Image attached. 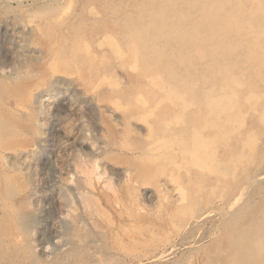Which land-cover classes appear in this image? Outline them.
Here are the masks:
<instances>
[{
    "label": "rangeland",
    "instance_id": "1",
    "mask_svg": "<svg viewBox=\"0 0 264 264\" xmlns=\"http://www.w3.org/2000/svg\"><path fill=\"white\" fill-rule=\"evenodd\" d=\"M210 1L0 0V264H264V0Z\"/></svg>",
    "mask_w": 264,
    "mask_h": 264
},
{
    "label": "bare ground",
    "instance_id": "2",
    "mask_svg": "<svg viewBox=\"0 0 264 264\" xmlns=\"http://www.w3.org/2000/svg\"><path fill=\"white\" fill-rule=\"evenodd\" d=\"M210 1V0H209ZM254 1V0H253ZM252 1V2H253ZM211 2V1H210ZM209 2V3H210ZM214 3V5L217 3H215V2H211L210 4H213ZM228 3V2H227ZM251 3V2H250ZM249 3V4H250ZM209 4V5H210ZM244 4V3H243ZM263 4V3H262ZM219 5V4H218ZM264 5V4H263ZM213 6V5H212ZM245 6V5H244ZM255 6V5H254ZM206 7H208V6H206ZM211 7V6H210ZM219 7V6H218ZM230 8V7H229ZM199 9V8H198ZM208 9V8H207ZM212 9V8H211ZM220 9V8H219ZM227 9V8H226ZM241 9V8H240ZM247 9V8H246ZM182 10V9H181ZM209 10H210V8H209ZM222 10V9H221ZM252 10V9H251ZM65 11V10H64ZM207 11V10H206ZM211 11V10H210ZM229 11V10H228ZM232 11V10H231ZM244 11H246V10H244ZM248 11V10H247ZM252 11H254V10H252ZM256 11V10H255ZM259 11H262V10H259ZM183 12H185V10L183 11ZM182 12V13H183ZM203 12V11H202ZM214 12V11H213ZM216 12V11H215ZM227 12V11H226ZM263 12V11H262ZM176 13V12H175ZM178 14H179V12H177ZM207 13H209V12H207ZM217 13V12H216ZM221 13V12H220ZM224 13H225V10H224ZM228 13H230V12H228ZM234 13V12H233ZM56 14V13H55ZM235 15H236V12L234 13ZM239 14V13H238ZM208 15V14H207ZM232 15V14H231ZM242 15V14H241ZM240 15V16H241ZM209 16V15H208ZM237 16V15H236ZM228 17V16H227ZM229 17H231V16H229ZM242 17H244V15L242 16ZM246 17V16H245ZM232 18H233V16H232ZM247 18V17H246ZM235 19H237V18H235ZM234 19V20H235ZM244 19V18H243ZM231 20V19H230ZM241 20V19H240ZM229 21V20H228ZM238 20H236V22H237ZM229 22H232V21H229ZM33 23V22H32ZM239 23V22H238ZM243 23V22H242ZM241 23V24H242ZM252 23H253V21H252ZM227 24V23H226ZM232 25H233V23H231ZM47 25V24H46ZM242 25H244V23L242 24ZM262 25H264V24H262ZM228 27V26H227ZM235 27H237V26H235ZM245 27H247L246 25H245ZM250 27V26H249ZM229 28V27H228ZM234 28V27H233ZM241 28V27H240ZM244 28V27H243ZM264 28V27H263ZM262 29V28H261ZM40 30V29H39ZM244 30V29H243ZM250 31V30H249ZM252 31H253V29H252ZM258 31V30H257ZM262 32V31H261ZM136 33V32H135ZM21 34V33H20ZM263 34H264V29H263ZM23 35V34H22ZM114 35V34H113ZM129 36H130V34H128ZM173 36L171 37V40L170 41H172V42H175V41H177V36L175 35V33L174 34H172ZM115 36V35H114ZM135 37H136V35H135ZM130 38H131V36H130ZM129 38V39H130ZM132 38H134L133 36H132ZM128 39V38H127ZM258 39V38H257ZM127 42V41H126ZM133 42H134V40H133ZM214 43H216V42H214ZM116 44V43H115ZM133 44V43H132ZM135 45V43L133 44V46ZM73 46V45H72ZM132 46V47H133ZM136 46H138V45H136ZM196 46V45H195ZM260 47V46H259ZM116 48V47H115ZM120 48V47H119ZM119 48H117V49H119ZM23 49V48H22ZM134 50H135V48H133ZM264 50V49H263ZM120 51V50H119ZM191 51V50H190ZM190 53V52H189ZM188 53V54H189ZM195 53V52H194ZM192 54H193V52H192ZM140 55V54H139ZM121 56V55H120ZM133 56H134V54H133ZM193 57V56H192ZM138 58V57H137ZM134 59V57L132 58V60ZM24 62H25V60H24ZM138 62V61H137ZM137 65V64H136ZM134 67H136V66H134ZM23 68V67H22ZM2 69V68H1ZM26 70V69H25ZM118 70V69H117ZM5 73L7 76H10L11 74L9 73V72H7V71H5V70H2V73ZM23 72V71H22ZM17 74V73H16ZM12 76V75H11ZM6 77V76H5ZM9 78V77H8ZM17 78V77H16ZM48 84V83H47ZM44 92V91H43ZM43 92H42V95H40L39 97H40V99L39 100H37V102H36V108L37 109H39V114H40V116H41V119L43 120L44 119V115L47 113V110H48V108H49V104H50V102H51V100H50V97H48V95H44L43 94ZM234 94H235V92H234ZM122 99H124V98H122ZM121 103H122V101H121ZM210 103V102H209ZM14 105V104H13ZM129 106V105H128ZM34 107V106H33ZM18 110H19V108H17ZM23 109V108H22ZM214 109V108H213ZM27 110V109H26ZM33 111H35V110H33ZM19 112V111H18ZM21 112V111H20ZM109 113V112H108ZM36 114V113H35ZM46 116V115H45ZM36 119V118H35ZM40 125V124H39ZM118 125V124H117ZM36 127V126H35ZM193 146V145H192ZM196 146V145H195ZM190 147V146H189ZM211 147V146H210ZM219 148V147H218ZM31 151H28V152H26V153H20L19 154V156L17 157V160H18V164H19V167H20V169H21V171L23 170V171H28L29 170V168H30V166H31V159H30V157H31ZM218 154V153H217ZM4 158V157H3ZM11 163V162H10ZM217 164V163H216ZM222 166V165H221ZM11 167V166H10ZM215 167V166H214ZM221 168V167H220ZM19 169V170H20ZM215 169V168H214ZM18 170V171H19ZM20 171V172H21ZM31 171V170H30ZM25 173V172H24ZM28 176H30V174L28 175ZM254 181V180H253ZM33 183V182H32ZM179 191V190H178ZM181 191V190H180ZM220 195V194H219ZM235 200H237V199H235ZM28 216V215H27ZM26 216V217H27ZM23 218H25L24 216H23ZM26 219V218H25ZM25 219H23V220H25ZM27 219H29L28 217H27Z\"/></svg>",
    "mask_w": 264,
    "mask_h": 264
}]
</instances>
